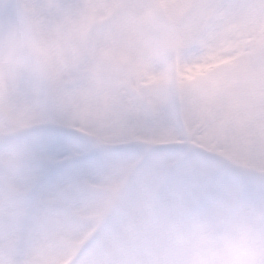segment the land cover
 I'll list each match as a JSON object with an SVG mask.
<instances>
[{
	"label": "snow or ice",
	"instance_id": "1",
	"mask_svg": "<svg viewBox=\"0 0 264 264\" xmlns=\"http://www.w3.org/2000/svg\"><path fill=\"white\" fill-rule=\"evenodd\" d=\"M148 213L264 264V0H0V264Z\"/></svg>",
	"mask_w": 264,
	"mask_h": 264
},
{
	"label": "rangeland",
	"instance_id": "2",
	"mask_svg": "<svg viewBox=\"0 0 264 264\" xmlns=\"http://www.w3.org/2000/svg\"><path fill=\"white\" fill-rule=\"evenodd\" d=\"M99 232V225H85L55 242L49 252L63 264H191L198 256L210 260L218 252L214 244L202 250L195 247L151 213L130 220L111 237L99 236ZM94 240V252L82 261L81 253Z\"/></svg>",
	"mask_w": 264,
	"mask_h": 264
}]
</instances>
